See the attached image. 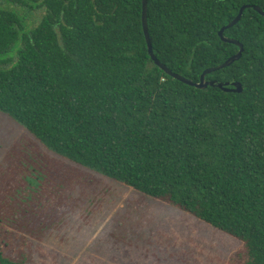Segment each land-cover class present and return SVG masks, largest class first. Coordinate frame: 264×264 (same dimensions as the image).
<instances>
[{
    "label": "trees",
    "instance_id": "1",
    "mask_svg": "<svg viewBox=\"0 0 264 264\" xmlns=\"http://www.w3.org/2000/svg\"><path fill=\"white\" fill-rule=\"evenodd\" d=\"M264 0H149L155 55L198 82L236 54L220 29ZM21 10L41 9L30 28ZM143 0H0V110L51 151L240 240L233 264H264V16L225 35L242 58L186 84L152 59ZM18 56V57H17ZM9 60V59H8ZM10 61V60H9ZM0 264L14 262L4 254Z\"/></svg>",
    "mask_w": 264,
    "mask_h": 264
},
{
    "label": "rangeland",
    "instance_id": "2",
    "mask_svg": "<svg viewBox=\"0 0 264 264\" xmlns=\"http://www.w3.org/2000/svg\"><path fill=\"white\" fill-rule=\"evenodd\" d=\"M20 12L30 28L44 16ZM20 47L0 55V68ZM0 239L24 264H233L244 250L180 208L51 151L1 110Z\"/></svg>",
    "mask_w": 264,
    "mask_h": 264
},
{
    "label": "water",
    "instance_id": "3",
    "mask_svg": "<svg viewBox=\"0 0 264 264\" xmlns=\"http://www.w3.org/2000/svg\"><path fill=\"white\" fill-rule=\"evenodd\" d=\"M148 3H149V0H143V8H144V11H143V25H144V31H145V35H146V38H147V41H148V44H149L150 55H151L152 59L156 62V64L159 67L164 69L168 74L172 75L176 79H178V80H180V81H182V82H184L186 84H189L191 86H195V87H197L199 89H205V88H207L209 86H218L219 88H221L224 91H232V92H238V93L243 92L244 88H243V85L240 82H237V81L233 82V84H232L233 88H230L229 87V84H230L229 82L224 83V82H217L215 80H208L207 76L209 74L213 73V72H216L218 70H221V69H224L226 67L231 66L233 63H235L236 61H239L242 58L244 50H245L244 44L241 43L239 40H237L235 38L227 37L225 35V32H226L227 29H230V28L234 27L242 19V16H243L245 10L250 8V7H253L257 12H259L261 15L264 16V10L261 7H259V6H251V5L242 6L240 11H239V14L229 24L223 26L220 29L219 36L221 37V39L224 42H227V43L234 44V45L238 46L239 47V51L236 54L230 56L222 64H219L218 66L206 69L203 72V74L201 75L200 80L198 82H195V81L191 80L190 78H187V77H185V76H183L181 74L174 73L165 64H163L158 59V57L155 55L154 48H153V42H152L150 31H149Z\"/></svg>",
    "mask_w": 264,
    "mask_h": 264
},
{
    "label": "flooded vegetation",
    "instance_id": "4",
    "mask_svg": "<svg viewBox=\"0 0 264 264\" xmlns=\"http://www.w3.org/2000/svg\"><path fill=\"white\" fill-rule=\"evenodd\" d=\"M238 51H239V47H238ZM238 51H237V52H238ZM237 52H236V53H237ZM233 55H234V54H233ZM233 82H235V81L229 82V83H230V84H229V87H230V88H233V85H232ZM224 83H227V82H224Z\"/></svg>",
    "mask_w": 264,
    "mask_h": 264
}]
</instances>
